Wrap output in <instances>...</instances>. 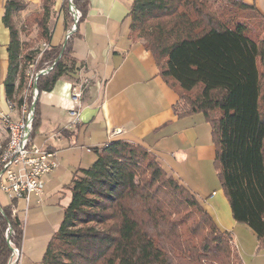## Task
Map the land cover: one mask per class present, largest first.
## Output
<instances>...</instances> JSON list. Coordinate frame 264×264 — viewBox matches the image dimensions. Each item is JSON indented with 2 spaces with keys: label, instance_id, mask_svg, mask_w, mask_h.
I'll list each match as a JSON object with an SVG mask.
<instances>
[{
  "label": "trees",
  "instance_id": "trees-1",
  "mask_svg": "<svg viewBox=\"0 0 264 264\" xmlns=\"http://www.w3.org/2000/svg\"><path fill=\"white\" fill-rule=\"evenodd\" d=\"M85 18L88 0H70ZM41 0L18 29L13 21L26 4L5 0L2 24L9 34L6 101L23 104L29 66L38 94L72 74L76 61L67 42L51 47L61 18L66 34L74 26L69 0L60 11ZM230 10L223 16L218 8ZM242 13L244 15H238ZM129 34L148 52L163 82L178 96V118L201 114L215 147L214 170L232 220L255 236L264 250V14L236 0H133ZM256 22L255 26L251 23ZM35 28L33 41L23 43ZM48 48L41 51L37 44ZM54 63V65H52ZM34 107L33 132L37 125ZM86 170L73 176L68 206L40 264H242L229 234L220 232L195 195L167 174L138 144L112 141ZM0 212V264H8L7 239L19 250L22 223L11 205ZM13 236L6 239V230Z\"/></svg>",
  "mask_w": 264,
  "mask_h": 264
},
{
  "label": "crops",
  "instance_id": "crops-1",
  "mask_svg": "<svg viewBox=\"0 0 264 264\" xmlns=\"http://www.w3.org/2000/svg\"><path fill=\"white\" fill-rule=\"evenodd\" d=\"M21 1L27 5L24 16L33 13L29 8L40 11L41 0ZM132 1L88 0L85 18L67 42L76 61L72 74L58 80L51 92L37 94V125L32 141L55 153L57 167L44 177L39 203L30 197L27 206L24 202L14 205L22 223L16 264H40L69 204L67 187L73 176L92 166L94 149L100 150L112 141L138 144L153 154L167 174L195 195L218 230L230 235L242 264H264V250L257 252L254 234L232 220L224 194L213 181L203 179V167L212 165L215 156L210 127L201 114L181 119L174 115L177 94L163 82L141 42L130 38L127 15ZM236 1L264 14L259 0ZM61 3L55 0L56 13ZM4 5L5 0H0V112L8 114L3 90L9 43L2 24ZM64 38L60 18L50 46L60 45ZM83 81L78 122L74 124L69 116L74 106L70 88ZM6 138V128L0 121V141Z\"/></svg>",
  "mask_w": 264,
  "mask_h": 264
},
{
  "label": "built area",
  "instance_id": "built-area-1",
  "mask_svg": "<svg viewBox=\"0 0 264 264\" xmlns=\"http://www.w3.org/2000/svg\"><path fill=\"white\" fill-rule=\"evenodd\" d=\"M69 4L70 11H72L70 0ZM72 13L74 21H77L79 18L78 13L75 10ZM71 30L65 34V43L71 36ZM41 45H43V50L48 48L45 43ZM51 69L52 66H47L37 73L34 72V75H28L29 90L27 96L23 98L22 109H15L12 101H6L8 114L0 112V121H5L10 126H13L15 133V141L12 143V148L8 150V157L0 165V193L9 201L13 216H16L14 211L16 202H24L27 206L30 197L36 198L37 203L40 202L44 189V177L57 167L55 153L35 146L31 137L37 97L36 81L39 74L46 75ZM84 88V81L83 83H76L70 88L69 98L74 106L69 111V116L73 119L74 124L78 122L79 101ZM11 114H14L16 118L12 119ZM9 231V229L6 230V239ZM7 243L11 249V257L8 264H16L19 256L18 250L15 247H11L12 245L9 241Z\"/></svg>",
  "mask_w": 264,
  "mask_h": 264
},
{
  "label": "rangeland",
  "instance_id": "rangeland-1",
  "mask_svg": "<svg viewBox=\"0 0 264 264\" xmlns=\"http://www.w3.org/2000/svg\"><path fill=\"white\" fill-rule=\"evenodd\" d=\"M260 1V4L261 5H259L260 7V9H262V10H264V0H259ZM71 8H72V11H74V8H73V6L71 5ZM219 10H221V13L223 14V16H227L228 14H229V12H231L230 10H228V8L227 7H225V6H221V7H219L218 8ZM25 10H26V8H25ZM29 10L30 11H32L33 13H31V14H36V13H39V11L38 12H34L35 10L34 9H30L29 8ZM227 11H229V12H227ZM30 14V15H31ZM24 15H26V12L24 13V10L22 11V12H20V13H17V14H15L14 15V17H13V21H14V23H15V25H16V27L19 29L22 25H23V23H24V21H25V19H27L28 17H26V16H24ZM28 15V14H27ZM238 15H244V14H242V13H239ZM255 23L256 22H253V23H251L252 25H254L255 26ZM35 36H36V31H35V28L33 27L32 28V30H31V33L29 34V36L28 37H26V36H24V35H20V41L21 42H23V43H28L29 41H33L34 39H35ZM64 43H65V40L63 39L62 40V43H61V45H64ZM35 48L36 47H38L39 48V50H41V51H43V45H40V44H37V45H35L34 46ZM31 69H33V66H29V75H34L33 73V70H31ZM27 83H26V87L23 89V91L21 92V99H22V101H23V98L25 97V96H27V93L26 92H28V90H29V76H28V78H27ZM94 154V153H93ZM95 155V154H94ZM95 158H96V155H95ZM203 179L204 180H207V181H213V183L215 184V186H217V190L219 189L220 191H221V193H223L222 192V189H221V185H220V182H219V180H218V178H217V175H216V172H215V170H214V166H213V164L212 165H209V166H205V167H203ZM214 191L216 192V189H214ZM7 203H8V200H7V198L3 195V194H1L0 193V206L1 207H5V206H8L7 205ZM9 236H13V233L11 232V231H9L8 232V234H7V238L9 237ZM254 240L256 241V239L254 238ZM7 242H8V239H7ZM248 242H250V241H248ZM11 243V242H10ZM11 247H15L12 243H11ZM232 245L235 247V245H234V243H232ZM7 246H8V243H7ZM9 247V246H8ZM9 249H10V247H9ZM11 251V250H10ZM245 253H246V249H245Z\"/></svg>",
  "mask_w": 264,
  "mask_h": 264
},
{
  "label": "bare ground",
  "instance_id": "bare-ground-1",
  "mask_svg": "<svg viewBox=\"0 0 264 264\" xmlns=\"http://www.w3.org/2000/svg\"><path fill=\"white\" fill-rule=\"evenodd\" d=\"M28 74H30V73H28ZM14 107H15V109H22L23 104L19 107L16 104H14ZM1 122L3 123V125L6 128L7 138H6L5 142L0 141V165H2L3 160H5L6 157H8V150L12 148V143H14V141H15L14 127L10 126L5 121H1Z\"/></svg>",
  "mask_w": 264,
  "mask_h": 264
},
{
  "label": "water",
  "instance_id": "water-1",
  "mask_svg": "<svg viewBox=\"0 0 264 264\" xmlns=\"http://www.w3.org/2000/svg\"><path fill=\"white\" fill-rule=\"evenodd\" d=\"M76 23H77V21L74 22V26H73V28H72V30H71V34L75 31ZM64 44H65V43H64ZM39 76H42V74H39L38 77H39ZM37 94H38V92H37ZM0 212H1V209H0ZM10 250H11V249H10Z\"/></svg>",
  "mask_w": 264,
  "mask_h": 264
}]
</instances>
